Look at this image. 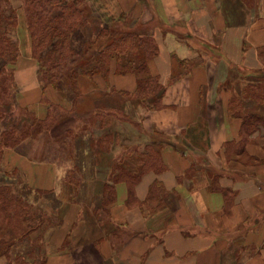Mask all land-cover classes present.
<instances>
[{
  "label": "crops",
  "instance_id": "1",
  "mask_svg": "<svg viewBox=\"0 0 264 264\" xmlns=\"http://www.w3.org/2000/svg\"><path fill=\"white\" fill-rule=\"evenodd\" d=\"M21 1L10 0L18 10L14 106L44 119L42 96L71 105L38 80ZM87 3L102 17L135 18L154 39L147 66L164 88L162 108L144 109L135 93L142 76L117 74L114 63L107 81L93 78L99 95L118 94L119 109L145 135L95 177L109 183L116 167L139 175L131 198L126 175L114 184L105 219L89 217L54 161L4 149L0 180L18 179L39 206L47 193L59 201L37 254L44 264H264V0ZM248 115L259 119L247 126ZM24 242L12 255L29 252ZM17 246L29 249L13 254Z\"/></svg>",
  "mask_w": 264,
  "mask_h": 264
},
{
  "label": "trees",
  "instance_id": "2",
  "mask_svg": "<svg viewBox=\"0 0 264 264\" xmlns=\"http://www.w3.org/2000/svg\"><path fill=\"white\" fill-rule=\"evenodd\" d=\"M84 3L85 0L21 1L20 9L23 11L25 25L29 33L31 55L38 62V80L43 89L51 87L59 92L63 90L61 83L66 80L62 76V68L69 61L75 63L74 54H76V51L71 45V38L75 34L76 28L85 22L84 14L87 9ZM17 11L10 0H0V126L3 128L0 131V172H2L1 162L5 148L16 149L24 140L49 132L61 120L59 119V113L67 111L42 96V103L48 106L46 117L37 119L32 113L23 109L25 114L31 117V120H21L20 124L16 123L14 114L11 112L14 106L13 97L17 95L14 73L13 68L8 69L6 65L13 66L19 53L18 45L11 36L12 31L18 25ZM105 31L100 33V37L107 35V41L100 49L96 65L90 74L93 77L100 76L107 81L110 65L114 63L117 74L142 76L137 79L135 88V93L142 107L146 110L162 108L161 98L164 88L156 77L149 74L147 66L148 62L157 53L154 39L149 35H138L133 30L110 36ZM137 46L139 47L137 50L142 51V57L139 60L137 59L139 63L129 61V58L125 60L129 52L134 51ZM261 57L264 59V49L261 52ZM183 62L182 65L188 64L187 61ZM256 95L258 96V94ZM94 111L96 112L93 117L97 118L101 126L110 121L109 115L118 119H126V116L121 115L119 109L109 107L98 108ZM258 119L259 117L256 115H248L244 118V123L248 126ZM87 125H90L88 119L84 121V126ZM247 126L246 128L243 127V132L249 131ZM67 132L73 134V131ZM123 175L127 176L125 180L128 183V196L130 198L134 196V188L139 175L128 174L124 169L116 167L109 178V183L104 187L103 204L107 206L106 208L114 201V184L121 180ZM5 176L12 177L11 174L7 173ZM10 187L7 184L0 183V258H5L6 264H32L27 259L37 257L44 264L43 258L37 254L41 239L40 233L45 228L57 224L56 216H54V222H47L43 228L38 230L40 224L32 225L31 223L32 209L37 211L33 206L38 205V208L41 207L38 203L29 202L16 195ZM25 223L28 224V228L24 237L20 236L18 239L11 240L5 238L8 231H17ZM33 233L36 235L32 236ZM34 239L37 240V246L33 247L32 242ZM26 240L31 242L30 247L32 248L29 252L24 255H12V248Z\"/></svg>",
  "mask_w": 264,
  "mask_h": 264
},
{
  "label": "rangeland",
  "instance_id": "3",
  "mask_svg": "<svg viewBox=\"0 0 264 264\" xmlns=\"http://www.w3.org/2000/svg\"><path fill=\"white\" fill-rule=\"evenodd\" d=\"M84 4L87 9L84 14L85 22L76 28L75 34L71 38V45L76 51V54H74L75 63L69 61L62 68V76L66 81L61 83L63 90L60 93L66 98L68 105L71 106L67 111L59 113V119L61 120L52 130L24 140L19 145L18 150L34 158L54 161L60 171L65 173V181L68 184L67 190L86 209L89 217H91L90 213L93 212L97 217L105 219L107 206L103 204V201L104 187L107 182L102 185H95L97 184L95 177L104 172L102 170H104L103 165L106 164L104 163L105 160L108 159L107 163H109L111 160L114 161L120 154L134 150L136 148L135 142L143 137L145 138V135L140 132L138 126L131 124L129 117L118 119L109 115L110 121L106 125L103 124V126L97 118L93 117L96 112L94 110L98 108L111 107L119 109L121 105L119 104L118 94L111 93L102 96L96 92V86L93 82L94 77L90 72H93L97 55L107 41V35L100 37L102 31L106 30L105 32L109 36L125 33L128 30H133L138 35L144 34H142L143 29L139 27L140 25L135 18L126 15L117 18L102 17L99 15V11H95L87 3V0ZM11 36L18 43L15 31H12ZM137 47L134 51L129 52L125 60L129 58V61L139 63L138 60L142 57V51L137 50L139 49ZM6 67L8 69L12 68L10 64H7ZM16 97L17 95L13 97L14 103ZM11 112L14 114L16 123L20 124L21 120H31V117L26 115L25 111L17 105L12 107ZM121 113L125 116L123 112ZM87 119L90 125L84 126V121ZM67 131H73V134H69ZM0 183L7 184L9 187L12 185L10 188L13 193L29 201L26 199L27 195L23 192L18 179L16 184H12L7 179L0 180ZM93 187L95 193L92 192ZM44 195L47 200L40 206L41 208H38L36 204L37 206L33 207L37 211L32 209L31 223L32 225L40 224L38 230L43 228L47 222H54V210L59 205V201L54 194ZM27 225V223L22 224L17 231H8L5 238L11 240L18 239L20 236L24 237L28 228ZM35 235V233L32 234V236ZM19 246L15 247L13 254H16L17 251L22 252L21 250H24L23 252H25L29 249V246L25 249L18 248ZM32 246H37V240H33ZM27 261L32 264H42V260L37 257L35 259L31 257ZM0 264H6L5 258H0Z\"/></svg>",
  "mask_w": 264,
  "mask_h": 264
}]
</instances>
